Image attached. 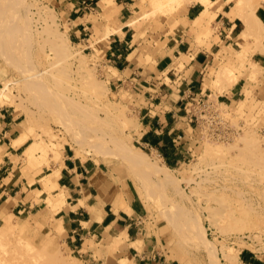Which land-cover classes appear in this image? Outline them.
<instances>
[{
  "label": "rangeland",
  "instance_id": "374dc122",
  "mask_svg": "<svg viewBox=\"0 0 264 264\" xmlns=\"http://www.w3.org/2000/svg\"><path fill=\"white\" fill-rule=\"evenodd\" d=\"M212 1L215 6L219 0ZM242 1V11L253 25L246 40L261 45L264 38L258 33L264 30L255 16L263 0ZM228 3L235 14L234 2ZM138 4L137 16L152 24V30L160 21L163 25L156 30L165 33V24L169 26L179 10L190 5L185 3L169 13L156 11L150 0ZM100 16L103 20L110 17ZM224 49H230L225 57L232 64L223 63L216 54L208 67L210 80L205 88L209 86L212 95L191 105L197 119L195 140L186 162L170 167L171 184L160 183L129 152L157 157L161 169L166 164L157 153L143 152L138 142L134 90L127 84L111 83L113 71L103 44L92 39L75 42L66 17L49 0H0V103L14 106L22 114L25 132L17 144L31 137L24 154L28 167L58 164L65 148L76 157L80 158L79 151L86 159H98L94 161L104 164L123 199L130 192L141 200L146 226L162 234L167 256L179 264H226L225 253L241 254L243 249L258 254L264 264V79L250 58L252 45L229 44ZM221 65L235 72L233 80H215ZM240 77L250 89L240 100L222 103L218 95ZM112 108L117 112L108 114L107 109ZM137 184L143 185L149 201L142 199ZM55 188L43 190L50 194ZM56 197L50 194L47 206H60ZM229 211L232 217L228 220L225 214ZM0 213V264H85L67 247L62 228L39 220L40 215L21 220ZM212 219L221 227L213 225Z\"/></svg>",
  "mask_w": 264,
  "mask_h": 264
},
{
  "label": "crops",
  "instance_id": "0c3cea01",
  "mask_svg": "<svg viewBox=\"0 0 264 264\" xmlns=\"http://www.w3.org/2000/svg\"><path fill=\"white\" fill-rule=\"evenodd\" d=\"M49 1L66 17L75 42L92 39L103 44L113 71L111 83L127 84L136 94L142 151L157 153L169 167L186 162L191 152L197 120L191 105L212 95V89L205 88L210 80L206 72L216 54L223 63L232 64L225 57L230 49L224 47L252 45L253 51L247 56L250 54L264 79V41L258 45L241 36L245 24L230 11L226 0H219L199 23L194 20L205 6L194 3L181 8L170 27L165 24L166 33L156 30L163 25L160 21L152 30V24L143 21L142 15L137 16L139 0ZM100 14L110 16L109 20H103ZM256 14L264 27V0ZM249 89L245 78L240 77L218 98L232 104ZM22 122V114L14 106L0 103L3 215L8 212L21 220L40 215L39 220L62 228L67 247L78 253L85 264H179L167 256L162 234L146 226L141 200L130 192L123 199L103 163L83 160L65 148L58 164L28 167L24 154L32 143L31 137L17 144L25 132ZM56 168L60 169L58 187L50 194L57 196L55 201L60 206L54 207L47 206L50 194L43 187L46 188L45 176ZM240 259L243 264H263V259L249 249L241 251Z\"/></svg>",
  "mask_w": 264,
  "mask_h": 264
},
{
  "label": "bare ground",
  "instance_id": "6f19581e",
  "mask_svg": "<svg viewBox=\"0 0 264 264\" xmlns=\"http://www.w3.org/2000/svg\"><path fill=\"white\" fill-rule=\"evenodd\" d=\"M230 1H233L234 2V5H233V12H235V15L240 18V20H242L245 24V29L243 30V32L241 33V36L244 38V39H247V37L249 36V34L251 33L252 31V20L249 18L248 15H246L243 11H242V4H243V1L242 0H227V2H230ZM150 3L153 5L154 9L157 11V10H162V11H173L175 9H177L178 7H181L183 6L185 3H188V4H196V3H199V4H202L203 6H205V10L201 12L200 16L194 20V22L196 23H199V22H203L208 13H209V10L211 7H213V4L214 2L212 0H150ZM150 4V5H151ZM151 5V6H152ZM155 11V12H156ZM161 12V11H160ZM168 13V12H166ZM168 13V14H169ZM165 14V13H164ZM150 15V13H149ZM255 17H257V19L259 20V23L260 25L262 26L263 30H264V27L262 25V22L261 20L258 18V16L256 15ZM241 32V31H240ZM258 36L264 38V31L258 33ZM62 37V36H60ZM59 40L61 38H58ZM68 41H69V38H67ZM61 41V40H60ZM59 41V42H60ZM63 41V39H62ZM61 41V42H62ZM57 42V41H56ZM60 42V44H61ZM58 45V44H57ZM60 46V45H59ZM216 76L218 79H227V80H233V78L236 76L235 72L228 66H221L219 68V70L216 71ZM110 108V107H109ZM117 111L114 110L113 108L112 109H107V113L108 114H114L116 113ZM132 158L135 160V162L138 164V165H141V166H144L145 168H149L155 175V177L157 178V180L162 183V184H171L173 183V177L171 176L170 174V170H172L168 165L166 164H163L162 168H159V165H158V160H157V157L156 159L152 158L151 156H147V157H142L141 155H139L136 151L134 150H129ZM78 154L80 156L81 159L85 160L86 158H88L86 155L80 153L78 151ZM144 154V153H143ZM96 160V162H99L98 159H94ZM59 170H54L53 173L50 174V176L46 177L45 178V183H46V188L45 189H50L51 187H58V183H57V179L59 177ZM137 189H138V193L140 194V196L142 197V199L147 202L149 201V196L148 194L146 193L145 189H143V185L141 184H137ZM221 198H219L218 200H220ZM212 201H215L212 199ZM223 201V198L222 200ZM235 201V200H234ZM218 205H219V201L217 202ZM223 205L225 204V201L222 202ZM240 203V202H239ZM243 204V203H241ZM220 205H222L220 203ZM209 207V206H208ZM228 206H226L227 208ZM241 207V206H239ZM211 210H213V207H210ZM215 208V207H214ZM218 208V209H217ZM220 208L222 207H216L217 210H221ZM229 208V207H228ZM244 208V207H243ZM223 209V208H222ZM4 210V209H3ZM224 210V209H223ZM243 212V211H242ZM215 213V212H214ZM217 214V213H215ZM224 214L223 212L221 213V215ZM219 216V214H217ZM231 213L230 211L229 212H226L225 214V218H229L231 219L232 216H230ZM217 216V217H218ZM214 217V215H213ZM216 217V216H215ZM214 217V218H215ZM218 218H221V216H219ZM226 219V220H227ZM228 219V220H229ZM199 221V220H198ZM222 221V219H221ZM224 221V220H223ZM212 224L217 226V227H221V225H219L218 223V220H214L212 219ZM200 223V221H199ZM198 223V227H201ZM227 225V224H226ZM202 229V228H201ZM205 231V230H204ZM203 237H204V242L208 245H209V240L208 238L205 236V234H203ZM106 242H109V241H106ZM206 246V245H205ZM207 246V247H208ZM209 248V247H208ZM206 249L207 251L209 249ZM210 252V251H209ZM212 254V253H211ZM211 256V255H210ZM225 256V260H226V264H240L241 263V259H240V254L239 252H231V253H228V254H224ZM212 261L215 262L216 260L214 259L213 255H212Z\"/></svg>",
  "mask_w": 264,
  "mask_h": 264
}]
</instances>
